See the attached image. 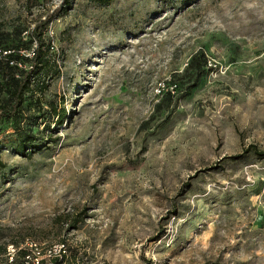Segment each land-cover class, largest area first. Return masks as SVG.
<instances>
[{"label": "rangeland", "instance_id": "obj_1", "mask_svg": "<svg viewBox=\"0 0 264 264\" xmlns=\"http://www.w3.org/2000/svg\"><path fill=\"white\" fill-rule=\"evenodd\" d=\"M61 5L0 0V51L51 50L0 89V264H264V0Z\"/></svg>", "mask_w": 264, "mask_h": 264}, {"label": "trees", "instance_id": "obj_2", "mask_svg": "<svg viewBox=\"0 0 264 264\" xmlns=\"http://www.w3.org/2000/svg\"><path fill=\"white\" fill-rule=\"evenodd\" d=\"M70 2L71 0H62V4H64L66 8L63 9L62 5L57 7L53 11V13L46 16L47 20L52 18L54 14H57L64 10L68 11ZM37 25L35 29H33L29 33L30 41L28 43H24L26 48L28 46L29 48H32V46H34V48L30 49L32 50V58L29 59L31 63L29 67H23L21 64H19V61L11 59L13 53L11 51L13 49L12 47L5 49L4 52L0 51V54L2 55L0 57V76L2 79V83H0V89L4 92L6 91L8 94L7 100H9L10 102V116H13L20 110V107L24 102L23 97L25 93L31 91V87L34 84L35 74L38 72L43 73L44 70H47V68L49 67L47 55L51 50L47 43L42 40V38L37 36V33L35 32ZM64 118L65 116L62 117L60 125L64 121ZM1 149L2 146L0 145V152L2 151ZM13 150L15 151V154L21 158L31 156L34 152L38 151L37 146L33 142V138L29 137L18 142ZM244 154H253L254 156L256 155L264 159V152L258 150L256 146L245 150ZM240 157L243 156L238 155V157H233L231 159L237 160ZM1 166H3V164L0 160V167ZM2 252H6V249H2ZM19 254L23 258L29 256L27 251H22Z\"/></svg>", "mask_w": 264, "mask_h": 264}]
</instances>
